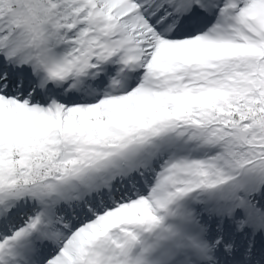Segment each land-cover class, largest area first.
<instances>
[{
	"label": "snow or ice",
	"instance_id": "snow-or-ice-1",
	"mask_svg": "<svg viewBox=\"0 0 264 264\" xmlns=\"http://www.w3.org/2000/svg\"><path fill=\"white\" fill-rule=\"evenodd\" d=\"M0 264H264V0H0Z\"/></svg>",
	"mask_w": 264,
	"mask_h": 264
}]
</instances>
